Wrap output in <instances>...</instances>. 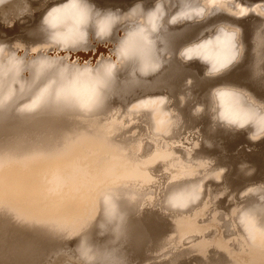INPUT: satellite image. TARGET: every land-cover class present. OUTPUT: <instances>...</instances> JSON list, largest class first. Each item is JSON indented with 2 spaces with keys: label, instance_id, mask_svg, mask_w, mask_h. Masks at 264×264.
Listing matches in <instances>:
<instances>
[{
  "label": "bare ground",
  "instance_id": "bare-ground-1",
  "mask_svg": "<svg viewBox=\"0 0 264 264\" xmlns=\"http://www.w3.org/2000/svg\"><path fill=\"white\" fill-rule=\"evenodd\" d=\"M259 1L204 0L217 14L165 31L172 55L161 71L131 83H123L126 73L118 74L109 92L113 98L96 111L52 102L54 85L40 73H29L19 91L7 96L0 91V264H43L67 251L73 254L79 238L65 237L87 229L101 195L117 188L135 199L134 204L120 201L127 220L117 247L125 264H264V210L256 209L255 225L238 223V209L257 203L245 189L264 184V139L252 142L247 131L213 130L207 111V94L222 84L247 89L264 101V3ZM63 2L0 0V43H21V54L29 59L46 55L81 64L110 59L119 67L112 49L120 28L107 42L91 39L70 53L35 47L44 43L43 15ZM91 3L127 12L137 3L152 9L156 0ZM27 5L30 14H25ZM170 7L169 13L179 5ZM221 22L242 29L245 51L225 75L205 79V66L184 64L178 52ZM89 49L94 52L87 54ZM187 91L192 99L181 106L179 97ZM161 97L172 101L163 107L179 115L166 116ZM197 104L205 105L199 117L192 114ZM241 164L255 173L247 175ZM185 184L199 185V201L185 209L167 207V193ZM100 219L85 234L104 246L111 237L97 236Z\"/></svg>",
  "mask_w": 264,
  "mask_h": 264
},
{
  "label": "clouds",
  "instance_id": "clouds-1",
  "mask_svg": "<svg viewBox=\"0 0 264 264\" xmlns=\"http://www.w3.org/2000/svg\"><path fill=\"white\" fill-rule=\"evenodd\" d=\"M177 4L178 9L169 13L170 5ZM27 7L25 14H30V5ZM216 14L205 7L204 0H156L152 9L146 11L142 3H137L127 12L99 9L91 0H64L43 15L39 31L44 43L35 47H54L70 53L87 46L91 39L105 43L120 28L121 34L112 49L120 66L110 59L96 64L88 61L68 63L62 58L46 55L29 59L26 54H21V43L11 46L0 43V91L4 96L12 90L19 91L29 73H40L54 85L50 97L52 102L82 112L96 111L113 98L109 92L114 91L118 74L126 73L123 83H131L148 80L161 71L172 55L165 31L176 25L205 22ZM7 26L11 27L12 22ZM242 35V29L236 25L217 23L205 28L195 40L182 47L178 58L184 64L198 61L205 66V79L221 77L241 62L245 51ZM192 83L191 79L186 82L188 88ZM179 99L183 106L192 99V93L187 91ZM207 100L213 130L220 127L231 132L247 131L252 142L264 139V101L258 100L247 89L222 84L209 91ZM158 102L169 118L179 115L174 109L163 107L172 102L168 97L158 98ZM204 113V104H197L192 112L196 117ZM240 168L247 169V175L255 173V169L248 164H241ZM117 189L101 195L97 215L87 229L65 237L67 241L79 238L75 252L82 264H125L117 247L125 237L127 220L120 201L127 199L134 204L135 199L128 191L121 194ZM245 194L255 196L257 203L238 209V223L242 226L255 225L256 209L264 210V184L246 188ZM200 196L198 184H185L171 189L164 202L171 209H185L198 202ZM98 217L101 219L96 224L97 236L111 237L104 246L93 243L92 238L85 234Z\"/></svg>",
  "mask_w": 264,
  "mask_h": 264
},
{
  "label": "rangeland",
  "instance_id": "rangeland-1",
  "mask_svg": "<svg viewBox=\"0 0 264 264\" xmlns=\"http://www.w3.org/2000/svg\"><path fill=\"white\" fill-rule=\"evenodd\" d=\"M225 1H228V0H225ZM230 1V0H229ZM235 2H238V0H234ZM233 0H232V2H234ZM259 2H261V3H264V0H262V1H259ZM1 21V20H0ZM2 22V21H1ZM4 23V22H3ZM4 29V26L0 23V31H2ZM101 45V44H100ZM91 49H89V50H87V54H89L91 51H90ZM80 52V51H79ZM83 53H86L85 51H82ZM81 52V53H82ZM89 52V53H88ZM93 52H94V50H93ZM92 52V53H93ZM92 53H90V54H92ZM70 251H72V250H70ZM68 252V251H67ZM67 252H65V253H63L62 255H60V258L58 257V256H56V260L55 259H51V257L49 258V260H45L46 262L45 263H43V264H56V261H57V264H73V263H75V264H79L80 263V261L78 262L77 261V258L78 257H75L74 256V254H75V252L72 254L71 252L69 253H67ZM73 252V251H72ZM67 253V254H66ZM75 255H77V254H75ZM71 256H73V258L71 257ZM58 257V258H57ZM50 259H51V261H50ZM71 259H73V260H71ZM79 259V258H78ZM59 260H60V262H59ZM77 262H76V261ZM50 261V263H48ZM53 261H55V262H53ZM62 261V262H61ZM75 261V262H74ZM70 262H72V263H70ZM80 264H82V262L80 263Z\"/></svg>",
  "mask_w": 264,
  "mask_h": 264
}]
</instances>
